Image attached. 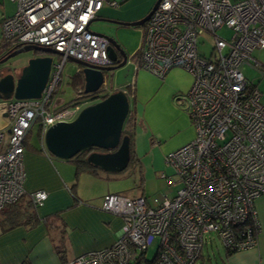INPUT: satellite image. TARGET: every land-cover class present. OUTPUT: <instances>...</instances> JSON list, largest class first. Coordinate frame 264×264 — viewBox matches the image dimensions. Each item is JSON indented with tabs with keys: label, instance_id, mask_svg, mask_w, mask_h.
Here are the masks:
<instances>
[{
	"label": "built area",
	"instance_id": "2783aa9c",
	"mask_svg": "<svg viewBox=\"0 0 264 264\" xmlns=\"http://www.w3.org/2000/svg\"><path fill=\"white\" fill-rule=\"evenodd\" d=\"M17 11L0 23L3 40L12 45L49 47L60 57L39 99H9L0 105L7 125L0 128V211L27 196L44 205L45 190L25 188V138L39 122L47 129L72 121L82 108L79 87L71 105L55 107L53 97L65 63L73 59L111 66L110 39L94 32L91 23L117 0H11ZM232 29L230 39L217 35ZM214 36L213 52L200 53L199 37ZM264 48V0H161L144 25L138 67L164 79L173 67L193 77L185 95L195 138L170 152L166 165L181 188L173 197L130 198L107 194L101 209L123 220L122 233L110 247L61 264H141L159 239L148 264H196L207 235L215 233L230 250L258 245L261 223L257 199L264 193V93L249 82L243 66ZM130 86V85H129ZM130 92L134 91L131 85ZM107 94L105 83L100 88ZM127 94L130 92L125 89ZM143 257V258H142Z\"/></svg>",
	"mask_w": 264,
	"mask_h": 264
},
{
	"label": "crops",
	"instance_id": "0c3cea01",
	"mask_svg": "<svg viewBox=\"0 0 264 264\" xmlns=\"http://www.w3.org/2000/svg\"><path fill=\"white\" fill-rule=\"evenodd\" d=\"M156 2L151 0L142 8L133 11L128 8L130 4L121 11L104 7L95 20L113 18L136 21L149 14ZM114 39L125 50L119 39ZM142 44L143 38L136 53L141 49ZM253 56L259 66H255L251 61L243 68L248 66L250 71L255 70V76L244 75L264 93V48L257 49ZM116 60L123 61L117 57ZM138 64L137 62L135 79L131 81L133 83L130 82V86L113 85L107 94L103 93V97L119 89L132 90L131 85L134 87V91H129L128 96L136 101L139 121L143 129L139 138H137V132L140 131V127L136 129L134 156L138 159L135 163L143 167L154 164L155 156L149 155L148 150L142 154V148L147 147V143L140 144L142 135L153 133L154 136L159 137L160 141L154 142L153 148L160 146L165 161L168 153L192 141L196 131L188 113L187 102L178 101L179 104L176 101L178 95H185L190 89L193 82L192 75L182 67H173L163 80H159L151 72L138 67ZM118 69L113 71V76L121 70ZM106 74L108 72L105 73V85H107ZM74 85L84 87L85 81ZM158 97L164 98L163 103ZM73 99L74 97L68 101L61 99L54 106L70 104ZM2 103L3 101L0 100V105ZM166 105L171 108L168 115L164 111ZM7 122V115L0 110V128L7 125ZM163 125H167L168 128L166 131H159L158 127ZM39 127V145L31 143V130L28 145L25 147V188L27 193L45 190L48 198L43 206L37 208L31 206L32 202L27 196L16 203V206L21 208L20 211L30 209V212L35 213L37 221L32 226L19 225L4 230L2 221L4 220L6 225L9 224L10 206L0 211V264H61L74 257L112 246L122 233V218L101 209L105 195L119 193L120 187H116V181L119 178L103 170L98 173L77 172L73 161L59 159L47 150L41 126ZM156 163L159 165V162ZM164 163L166 165V162ZM166 167L171 168L167 165ZM162 172L175 176L174 172L171 174ZM256 209L261 223L258 245L231 255H228L226 251L223 264H264V193L257 199ZM201 260V264H207L210 259L203 256Z\"/></svg>",
	"mask_w": 264,
	"mask_h": 264
},
{
	"label": "water",
	"instance_id": "95a60500",
	"mask_svg": "<svg viewBox=\"0 0 264 264\" xmlns=\"http://www.w3.org/2000/svg\"><path fill=\"white\" fill-rule=\"evenodd\" d=\"M161 0H157L147 16L136 21L112 20L121 26H143ZM103 20V19H101ZM109 56L112 66H96L71 58L82 66L85 93L100 90L105 82V73L126 65L128 55L112 37ZM115 49L123 55V61L116 60ZM41 51L44 56L34 57L15 78L13 73L0 76V100L39 99L46 87L52 71L55 51L39 45H24L7 55L0 64L27 51ZM130 111V98L124 89L106 95L102 100L84 107L72 121L58 122L50 126L44 134V144L55 157L70 160L80 152L95 148L87 161L105 172L118 173L127 169L131 160L130 137L123 136V128ZM106 151V152H99ZM139 264V263H137Z\"/></svg>",
	"mask_w": 264,
	"mask_h": 264
},
{
	"label": "rangeland",
	"instance_id": "374dc122",
	"mask_svg": "<svg viewBox=\"0 0 264 264\" xmlns=\"http://www.w3.org/2000/svg\"><path fill=\"white\" fill-rule=\"evenodd\" d=\"M118 2H122L123 0H117ZM151 0H125L121 3V5L117 8L110 7L106 5L105 7L108 9H114V10H122L125 6H130L132 11L136 10L137 8H142L147 2H150ZM154 1V0H153ZM157 1V0H156ZM17 11V2L11 1V0H0V23L1 20L4 17L12 16ZM91 29L94 32H98L101 34H104L106 36H116V38L119 39V41L123 44L126 52L128 53V62L124 67H121L117 74L114 76L112 75V72H108L106 74V88L107 90H110V88L113 87V85L118 87H127L131 81H134L135 74H136V67L137 62L139 61V56L137 50L140 48L142 38H143V32L144 27L143 26H119L107 23L103 20H95L93 21L91 25ZM233 31L229 28H222L217 31V35L223 38L230 39L232 37ZM6 39L3 40V36L0 30V47L6 43ZM8 43V42H7ZM214 47V36L212 35H202L199 37V51L200 53H203L207 56L213 52ZM139 52V51H138ZM53 57L55 62H60V57L56 53H49ZM137 54V55H136ZM44 56V53H37L35 51H27L22 52L14 57H12L7 65L9 67L3 66L1 67V71L12 73L16 75H21V69L27 64V62L32 59L34 56ZM12 66V68H10ZM82 68L81 65H79L77 62L73 60H68L65 63V66L62 71L61 75V83L58 86V89L55 93V96L53 98V105H56V102H59V100L63 99L65 101L71 100L74 95L76 96V100H80L81 97L77 98L78 95H80L78 90L79 87H76V85L73 84L74 76L77 74V71ZM115 71V70H114ZM117 71V70H116ZM244 74L246 77L248 76H255L256 71L251 70L250 68L244 67L243 68ZM8 73H5L3 75H6ZM156 76V75H154ZM157 79L161 80L159 77L156 76ZM163 80V79H162ZM126 83V84H125ZM133 83V82H131ZM76 88H75V87ZM75 88V91H74ZM84 89V87H82ZM160 98V97H158ZM163 97L160 98V100L163 103ZM73 101H75L73 99ZM131 101V98H130ZM177 101V100H176ZM84 101L82 105V109L90 104L95 103V101ZM132 106L134 105V100L131 101ZM165 102V100H164ZM178 102V101H177ZM179 103V102H178ZM166 104V102L164 103ZM180 104V103H179ZM64 106V105H63ZM165 114L168 115V112L171 111V108L166 105L164 107ZM78 115V114H77ZM139 132H137V138H139L143 132L142 126L140 124V121H138ZM167 125L159 126V131H166ZM39 125L36 124L31 132V143L35 145H39ZM160 141L159 137L154 136L153 133H150V135L147 133V135H142V141L141 145H146L147 147L142 148V154L145 153L146 150H148L149 155L155 156V163L154 164H148L147 166H139L138 163H135L134 165H128L127 169H125L122 172L113 173L112 175H115L119 178L118 181H116V187L119 188V195L130 197V198H140L141 196H144L148 199L149 202L153 203L155 198H163L165 195L169 197H173L177 191L181 188V183L177 181L178 179L175 177V183L169 184L164 178H162V171H166L167 173L171 174L173 173V170L171 168H167L165 165L163 153L160 149V146H154V142ZM136 143V134H134V141L133 144ZM159 162V165L158 163ZM159 169H158V168ZM119 186V187H118ZM105 197V196H104ZM103 197V198H104ZM207 240L205 242V245L203 247V256L206 259H210L207 264H223L224 258L226 257V250L222 245V242L220 239L215 235V233H212L207 235ZM159 239H156L152 246L149 247V249L146 252L145 258L142 260L141 264H148V261H151L154 259L157 247H158ZM257 246V245H256ZM255 246V247H256ZM253 247V248H255ZM251 249V248H249ZM143 258V257H142ZM201 258L199 256L196 264H201Z\"/></svg>",
	"mask_w": 264,
	"mask_h": 264
},
{
	"label": "trees",
	"instance_id": "16d2710c",
	"mask_svg": "<svg viewBox=\"0 0 264 264\" xmlns=\"http://www.w3.org/2000/svg\"><path fill=\"white\" fill-rule=\"evenodd\" d=\"M0 76H2V75L0 74ZM79 79L80 78H78V77L76 79H74V84H79L78 83V82H80ZM82 82H83V79H82ZM103 98L104 97H102L101 99H103ZM131 101H133V100L131 99ZM131 101H130V103H132ZM71 103L70 104L67 103L64 106L71 105ZM134 106L135 107H133V109L130 108V112H129L128 116H127V119L125 121L124 128H123V136L128 135L130 137V140H131V142H130L131 153L133 152V148H134V144H133L134 134L136 133V129L138 128V121H139V116H138V111H137V104H136L135 100H134ZM36 124L40 125L39 122H37ZM29 136H30V132L28 133V135L25 138V143H24L25 147H26V145H28ZM93 150H95V148L84 150V151L80 152L78 155H76L74 158L69 160V161H73L76 164L77 172H79V171H88V172L98 173L99 171H101L100 168L95 167L94 165L90 164L87 161L88 155ZM133 157L134 156L131 157L132 159L130 161L129 166L130 165L132 166V165L135 164V161H134ZM16 203H14L12 205H9L10 206L9 208H10V211H11L10 215L8 214V223L9 224L6 225L5 221L4 220L2 221L3 222L2 223V225H3L2 227H3L4 230L11 229V228H13L15 226H19V225H27V226L30 225V226H32V225H35V223L37 221L35 213L30 212L29 211L30 209H25V211H20L21 208L19 206H16L17 205ZM32 205H33V207H35L33 203H31V206ZM26 208H28V207H26ZM223 247L226 249L228 255H231L232 253L237 252V250H230V249L226 248L224 245H223ZM202 257H203V249H202V253L200 255V258H202Z\"/></svg>",
	"mask_w": 264,
	"mask_h": 264
},
{
	"label": "flooded vegetation",
	"instance_id": "af4514ba",
	"mask_svg": "<svg viewBox=\"0 0 264 264\" xmlns=\"http://www.w3.org/2000/svg\"><path fill=\"white\" fill-rule=\"evenodd\" d=\"M148 15V14H147ZM146 15V16H147ZM145 17V16H144ZM112 20H116V19H113V18H104L103 19V21H105V22H107V23H110V24H114V25H118V24H116V23H113L112 22ZM144 25H146V22H145V24ZM144 25H143V27H144ZM108 37H111V36H108ZM114 38H116V36H113ZM111 44V43H110ZM18 48H21V46H17V45H12V44H10V43H4V45H2L1 47H0V61H2L7 55H9V54H11V53H13L14 51H16V49H18ZM121 48H122V46H121ZM123 49V48H122ZM116 51H115V55H116V57H117V59H119V60H123V55H122V53H121V51L119 50V49H115ZM35 52H37V53H42L41 51H35ZM128 55V54H127ZM34 57H38V55L37 56H34ZM34 57H32V58H34ZM11 59V58H10ZM10 59H8L7 61H5V62H3V63H1L0 64V74L1 75H3V74H5V73H8V72H3V71H1V67H3V66H6V67H9L8 65H7V63H8V61L10 60ZM29 62V61H28ZM28 62H27V64H28ZM26 64V65H27ZM25 65V66H26ZM114 65V64H113ZM24 66V67H25ZM112 66V65H111ZM23 67V68H24ZM10 68H12V66L10 67ZM23 68L21 69V71L23 70ZM82 68H80L78 71H77V74L74 76V79H76L77 77L78 78H80L79 79V81L80 82H78V83H81L82 82V79H84V76H83V73H82ZM14 72H15V69H14ZM14 72H12V73H14ZM14 76H15V78H18L19 77V75H16V74H14ZM74 79H73V81H74ZM84 82V81H83ZM103 97V90L101 89V90H99V91H97V92H94V93H87V94H85V99L84 98H82V99H80V100H85V101H99L101 98ZM1 101H5V100H1ZM81 102H84V101H81ZM87 102V103H88ZM133 107H135L134 105L132 106V104L130 103V108H132L133 109ZM130 112V111H129ZM95 151V150H94ZM99 152H106V151H99ZM134 153H135V150H134V148H133V152L131 153V157L132 156H134ZM134 158V161L136 162L138 159H137V157L136 156H134L133 157ZM132 159V158H131ZM131 161V160H130Z\"/></svg>",
	"mask_w": 264,
	"mask_h": 264
}]
</instances>
